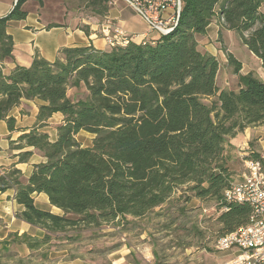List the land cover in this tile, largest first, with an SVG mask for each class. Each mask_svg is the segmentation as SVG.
Wrapping results in <instances>:
<instances>
[{"label":"trees","instance_id":"obj_1","mask_svg":"<svg viewBox=\"0 0 264 264\" xmlns=\"http://www.w3.org/2000/svg\"><path fill=\"white\" fill-rule=\"evenodd\" d=\"M26 1L17 0L0 18L1 63L13 59L6 29L26 18ZM87 1L91 7L111 2ZM215 20L220 29L239 33L264 71V0H182L176 28L155 42L129 41L105 51L64 48L52 63L35 57L27 68L16 66L8 75L0 70V121L10 132L15 120L9 112L22 100L39 102L37 126L22 130L10 150L20 151L19 163L33 152L44 159L29 178L14 166L0 169V193L13 189L22 208L16 218L44 231L42 239L10 234L0 241V252L16 241L34 250L79 225L97 228L145 216L184 185L196 198L226 209L220 237L249 223V205L224 199L232 185L225 146L244 129L264 126V82L239 74L240 63L229 55L238 89L219 92L218 62L197 43ZM209 97L215 100L204 104ZM54 114L62 120L50 141L39 130ZM80 132L94 136L90 147L78 143ZM250 155L264 171L263 156ZM34 194L46 195L61 215L39 208Z\"/></svg>","mask_w":264,"mask_h":264},{"label":"rangeland","instance_id":"obj_2","mask_svg":"<svg viewBox=\"0 0 264 264\" xmlns=\"http://www.w3.org/2000/svg\"><path fill=\"white\" fill-rule=\"evenodd\" d=\"M63 1L69 3V0L46 2L52 9L58 10ZM87 2V0H72L68 5L88 8ZM64 7L67 6L64 4ZM247 35L248 33L245 34ZM197 39L198 49L203 53H209L218 62L216 87L219 92L238 89L236 65L229 61V55L240 63L239 74L252 73L256 78L264 81V71L260 61L242 44L239 33L218 29V33H214L209 38ZM76 94L77 92L72 90L69 92V97L73 98ZM214 100L215 97H209L203 99V103L210 105ZM30 109L31 107H28L24 111ZM48 123L39 131L46 133L50 141H53L56 139L54 134L61 121L56 117ZM93 139L94 136L86 132L76 135L81 147H90ZM225 149L229 158L228 167L232 184L240 183L243 181V174H247L244 160L246 155L247 158L251 157L249 149L243 144L237 147L229 143ZM188 187L190 186L184 185L175 189L166 204L145 216L139 218L129 216L126 222L118 219L97 228L79 225L67 235L64 233L53 235L49 243L33 251L29 250L28 255L19 250L18 241L11 243L9 253L0 252V264L211 263L221 254L216 249V241L225 234L219 221L225 209L220 208L212 199L196 198L188 191ZM36 205L42 207L39 203ZM48 210L54 214L56 212L54 209Z\"/></svg>","mask_w":264,"mask_h":264},{"label":"crops","instance_id":"obj_3","mask_svg":"<svg viewBox=\"0 0 264 264\" xmlns=\"http://www.w3.org/2000/svg\"><path fill=\"white\" fill-rule=\"evenodd\" d=\"M46 1L43 0L41 6L33 0L26 1L22 6L27 13L26 18L7 26L6 34L13 43V59L0 62V70L5 75L10 74L16 66L29 67L35 57L52 63L64 48L93 47L95 50L105 51L109 48L105 35L114 36V30L122 32L129 41L137 43L155 42L161 37L157 32L151 31L138 13L123 0H111L107 7L100 4L88 8L78 5L71 7L68 4L72 0H69V3L63 1L58 10L52 9ZM16 2L17 0H0V18L8 15ZM50 25L56 27L48 28ZM218 29L220 30L219 23L215 20L208 26L206 34L199 37L209 38L218 33ZM38 106V101L22 100L18 107L13 108L8 115V118L15 120L12 132L8 130L5 121H0V169L14 166L24 178H29L33 165L44 161L37 152H33L27 163H19L16 155L20 151L10 150L11 142L17 140L22 130L37 126ZM28 107H31L30 111H24ZM56 117L62 120L60 114H54L46 124ZM228 143L237 147L243 144L249 149V153L263 152L261 155H264V126L248 127L237 136L229 138ZM33 199L35 204L42 205L41 209H54L55 214L61 215L59 209L50 206L46 195L34 194ZM21 209L15 201L13 189L0 193V241L6 240L10 234L27 235L33 239L44 237L43 230L16 218ZM10 248L11 246L6 248L5 253H9ZM19 250L29 254L25 244H20ZM220 253L217 259L207 264H223L233 256L231 252Z\"/></svg>","mask_w":264,"mask_h":264},{"label":"built area","instance_id":"obj_4","mask_svg":"<svg viewBox=\"0 0 264 264\" xmlns=\"http://www.w3.org/2000/svg\"><path fill=\"white\" fill-rule=\"evenodd\" d=\"M123 1L138 13L151 31L160 36H167L178 24L182 0ZM114 32L112 37L110 34L105 35L109 47L129 43L122 32ZM244 165L247 174H243V181L232 184L225 191L224 199L227 204H247L252 213L246 226L217 239L218 251L233 254L223 264H264V171L260 161L247 158V155Z\"/></svg>","mask_w":264,"mask_h":264}]
</instances>
